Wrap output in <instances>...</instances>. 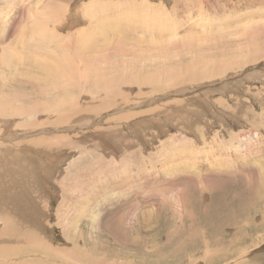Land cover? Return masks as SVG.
Returning <instances> with one entry per match:
<instances>
[{
  "label": "rangeland",
  "instance_id": "obj_1",
  "mask_svg": "<svg viewBox=\"0 0 264 264\" xmlns=\"http://www.w3.org/2000/svg\"><path fill=\"white\" fill-rule=\"evenodd\" d=\"M51 1L0 0V17L41 16ZM68 1L42 47L19 23L0 33V107L40 109L0 117V264H264V0ZM91 1L128 31H100ZM60 36L68 62L89 52L108 77L55 122L44 109L68 76L50 68L67 62ZM15 38L25 46L7 51ZM27 47L61 60L29 67ZM184 63L185 79L170 73ZM125 70L136 73L116 83Z\"/></svg>",
  "mask_w": 264,
  "mask_h": 264
},
{
  "label": "bare ground",
  "instance_id": "obj_2",
  "mask_svg": "<svg viewBox=\"0 0 264 264\" xmlns=\"http://www.w3.org/2000/svg\"><path fill=\"white\" fill-rule=\"evenodd\" d=\"M66 2H70V1H68V0H65ZM117 4V3H116ZM49 6H47L48 7V9H43V11L45 10V14H43V15H41V16H35V15H33L34 17H32V18H26V17H24V19H20V18H18V16H17V18L15 17V18H11V16L9 15V13H3V15H6V16H3V17H0V18H2V23L0 22V33H1V37H3V39L1 40V42L2 41H5L6 39H7V33L5 32V30H10L9 32H8V34L10 35V33L12 34L13 32H14V30L16 31L17 30V27H15L14 29H12L11 28V26H16L17 25V23H19V25H21V28H22V32L21 31H19V32H21V33H17V36H21L22 34L23 35H27L28 37H30V38H32V39H35V37H37L36 39L37 40H39L40 38V36H46L45 37V40H44V38H41V39H43L42 41H43V43L41 44V47L42 46H44V44H46L49 40H51V38L49 37V35L47 34V33H44L43 31H44V29L46 30L47 28H46V24H48L50 21H51V18H49L50 16L49 15H51V17H52V15H55V13L56 14H58L59 16H60V18L59 19H61V17L63 16V18L64 17H68L67 16V13L70 11H72L70 8H67V7H64V8H60L59 7V3H58V0H55V2L54 1H51V2H49V4H48ZM109 6H111V4L110 3H106V2H96V1H94V2H90L89 3V5H88V8L86 9L85 7H84V9H86V12L88 11V14H89V18H93L92 16L94 15V19H96V20H94V21H96V23H95V25H97L98 23L97 22H100L101 21V23L100 24H102L104 27H101L100 28V31H101V29H103L104 28V30H107V29H109V31L107 32L108 33V35H109V33H111V32H117V31H128L127 29H126V27H123V28H121V26H123V25H119V21L117 22V20H115V19H113L112 17H110V18H107V17H105V18H102L103 16H102V12L106 9V8H108ZM13 7V6H12ZM46 7V8H47ZM22 8V7H21ZM43 8V7H42ZM116 8V7H115ZM49 12V13H48ZM85 12V11H84ZM106 12V11H105ZM104 13V12H103ZM70 14V13H69ZM13 15V14H12ZM45 15V16H44ZM65 15V16H64ZM75 15L76 16H78V13H77V11H73V15H72V17H71V19H70V22H72V23H74L75 21L73 20L74 19V17H75ZM87 15V14H86ZM105 15V14H104ZM108 15V14H107ZM70 17V16H69ZM57 19V18H56ZM68 19V18H67ZM107 19H109V20H112V22H115L116 24H114V25H112L113 23L111 22V21H109V22H107ZM117 19H120L119 17L117 18ZM62 20V19H61ZM54 21V20H53ZM56 21V20H55ZM57 21H58V19H57ZM35 22H37L36 24H35ZM65 22V21H64ZM107 22V23H106ZM111 22V23H110ZM13 23H15V24H13ZM30 23H32V25H31V27H28V24H30ZM93 23V22H92ZM11 25V26H10ZM52 25V24H51ZM93 25V24H92ZM91 25V26H92ZM94 25V26H95ZM101 25V26H102ZM69 26V25H68ZM89 26V25H88ZM50 27V26H49ZM99 27V26H98ZM97 27V28H98ZM40 28L42 29V30H40ZM78 28V27H77ZM95 28V27H94ZM79 30L78 31H80V29H81V27L80 28H78ZM84 30H85V28H83ZM1 30H3V31H1ZM51 30V29H50ZM49 31V30H48ZM87 31H89L88 29H87ZM92 31V30H91ZM252 32H254V33H259L258 31H259V29L258 28H254V30H251ZM262 31H264V29L262 30ZM74 32H77V31H74ZM73 32V33H74ZM86 32V31H85ZM103 32V31H102ZM251 32V33H252ZM49 33V32H48ZM80 33H84V32H80ZM103 33H105V31L103 32ZM253 33V34H254ZM32 34H34V35H32ZM50 34V33H49ZM75 34V33H74ZM94 34H98L97 32L96 33H94ZM106 34V33H105ZM116 34V33H115ZM118 34V33H117ZM32 35V36H31ZM70 35V34H69ZM80 35V34H79ZM79 35H77V36H79ZM82 35V34H81ZM80 35V36H81ZM93 35V34H92ZM99 35H100V33H99ZM103 35V34H102ZM71 36V35H70ZM103 36H105V35H103ZM112 36V35H111ZM122 36H124V35H122ZM67 37V36H66ZM65 37V38H66ZM90 37H92L90 34H85L84 36H82V37H79V38H77V39H79V40H75V41H79L78 43H80V45H81V42H82V40L84 39V38H90ZM114 37V36H113ZM19 38V37H18ZM115 38V37H114ZM29 39V38H28ZM69 39V38H68ZM102 39V38H101ZM18 39H14L13 41H11L12 42V45L10 46L9 44V46H8V50L7 51H9V50H11L12 51V49L11 48H13L12 46H19L20 48L22 47V45L21 44H23V42L22 41H17ZM59 42H60V44H61V49L59 50V52L60 53H62L61 55H60V57H62L63 58V61H67L66 62V64H64V67L62 66H58V64L56 65V66H50V68H52V69H54V70H62V71H64L63 72V74H65V75H68V76H66V77H64V80H63V85L61 86V87H56V86H53L52 85V92L54 93L53 95H57V94H59V92H61V90H62V95L60 96V98H58V99H53L51 102L53 103V105H54V107H52V106H48V107H46L45 109H44V111L45 110H47L49 113H53V121H55V122H57V120L58 119H61V118H63L62 116H63V114H61L60 112H59V110H55V108H57V109H59V107H63V106H66V109H70V108H73L75 105H76V101H77V99H79L80 97H82L84 94H85V91L88 89V88H90V87H96V85L99 83V82H102L103 80H104V82H106V77H108V76H106V73L105 72H102V71H100V72H97V71H95V67H93V65H85L86 63H87V57H89V56H92L89 52H87V54H85V56L84 57H79L78 56V61H73L72 63H70V62H68L70 59H71V57L68 55V54H66V53H64V49L66 48L67 49V44H64V42H62V38H61V36H60V38H58L57 39ZM85 40V39H84ZM105 40V39H104ZM41 41V40H40ZM67 41V40H66ZM74 41V42H75ZM109 41V39L107 40V42ZM67 42H69V41H67ZM104 42H106V41H104ZM28 43L30 44V41H28ZM77 44V43H76ZM74 45V44H73ZM87 45V43L86 42H84L83 43V45H82V48H84V46H86ZM23 46H25V43L23 44ZM32 47V46H31ZM75 48V47H74ZM38 49V48H37ZM18 50H19V48H18ZM44 50H45V48H44ZM24 51H26V50H24ZM67 51V50H66ZM53 52V51H52ZM58 52V53H59ZM6 53V52H5ZM8 53V52H7ZM16 53H18V52H16ZM55 53V52H54ZM57 53V52H56ZM78 53H80L81 54V52H79L78 51ZM10 54H11V52H10ZM22 54V53H21ZM66 54V55H65ZM14 55V53L12 54V55H10V56H13ZM19 55V54H18ZM53 55H55V56H52V55H50L49 53H45V52H43L42 51V49L40 50L39 49V51L38 52H36V50H34V49H31V48H29V47H27V51L25 52V54H24V57H29V58H33L32 60H29V62L31 61L32 62V64H30L29 65V67L31 66V67H34L33 65H34V63H36V62H39L38 60H40L41 62H45V65H43L42 67H45L46 68V66H48V65H46V64H48L47 62H54V64H56L55 62H57V61H59V60H61L59 57H56V54H53ZM4 56H8V55H6V54H4ZM81 56V55H80ZM259 56H260V54H259ZM264 56V55H263ZM262 56V57H263ZM9 57V56H8ZM23 57V56H22ZM258 57V56H257ZM12 61H13V59H12V57L10 58ZM16 60V59H15ZM18 61L20 60V59H17ZM27 61V60H26ZM62 61V62H63ZM59 63V62H58ZM43 64V63H42ZM10 65H12V66H14L13 64H10ZM27 65V64H26ZM50 65V64H49ZM59 65H61V64H59ZM67 65V66H66ZM66 66V67H65ZM184 66H185V63H184ZM41 67V68H42ZM230 67V66H229ZM228 67V68H229ZM26 68V67H25ZM228 68H226L225 70H228ZM133 69H135V68H133ZM232 69V68H231ZM167 70V69H166ZM133 71V70H132ZM160 71V70H159ZM191 71H192V68H191V66L189 65V66H185V71L183 72L182 70H180V69H172L171 71H170V73H173V74H175V75H179L180 77H182V78H186L187 76H189L190 75V73H191ZM233 71V70H232ZM18 76L19 77H17V79L19 78V79H21L22 77H21V70L19 71L18 70ZM125 72L126 73H124V74H120L119 75V77H122L121 79H119V80H116L115 79V82L117 83V82H121V81H123V80H126V79H128L129 78V76H131V77H133L134 75H135V73L134 72H131V74L129 73V70H125ZM137 72H139L138 70H137ZM44 73V72H43ZM51 73H53L50 69H49V78L51 77ZM158 73V72H157ZM165 73V72H164ZM227 73H228V71H227ZM42 74V73H41ZM130 74V75H129ZM160 75H162L161 74V72L158 74V76H160ZM204 75V74H203ZM148 76H150V75H148ZM34 77H36V76H34ZM60 77V76H59ZM79 77H82V80H80L79 79ZM174 78H176V77H174ZM16 79V78H15ZM29 80V79H28ZM110 80V79H109ZM145 80V79H144ZM143 80V81H144ZM146 81V80H145ZM166 81V80H165ZM170 81V80H169ZM172 81H174V83L175 84H177L176 83V81L175 80H172ZM18 82V81H17ZM21 83H24V81L22 82V81H20ZM28 82V81H27ZM154 82V81H153ZM177 82H179V81H177ZM114 83V82H113ZM145 83V82H144ZM143 83V84H144ZM148 84H149V82H147ZM151 83V82H150ZM28 84V83H27ZM24 85V84H23ZM28 87H29V85H27ZM30 88H32V87H30ZM38 88V87H37ZM38 89H40V88H38ZM42 89V88H41ZM45 90V89H44ZM42 91V90H41ZM133 92V91H132ZM40 93V92H39ZM46 93V92H45ZM36 94V93H35ZM47 95V94H46ZM37 96H39V95H37ZM59 96V95H58ZM85 99V98H84ZM127 101L126 100H124V101H120V104L119 105H122L123 103H126ZM111 104H109V105H114V103H116V101L115 102H110ZM46 104V103H45ZM3 104H1V106H2ZM41 105V104H40ZM39 105H38V103H36V104H34V105H31V106H24V105H15V103H12L9 107H0V117H2V116H13V115H24V116H26V114H29L30 112H34V111H39L40 109H39V107H38ZM83 106V105H82ZM85 106V105H84ZM88 107V106H87ZM44 108V107H43ZM92 108V107H91ZM176 108V107H175ZM80 109V108H79ZM167 109V108H166ZM76 110V109H75ZM80 111V110H79ZM71 112V111H70ZM38 113V112H37ZM65 115V114H64ZM80 115V114H79ZM83 115H85V114H83ZM66 116V115H65ZM70 117V116H69ZM6 118V117H5ZM46 118V117H45ZM51 118V117H50ZM51 118V119H52ZM66 119H67V116L65 117ZM69 119V118H68ZM38 120V119H37ZM0 121H1V118H0ZM23 122H26V120L25 121H22V123L21 124H23ZM71 122H72V119H71ZM45 123V122H44ZM54 123V122H53ZM59 123H62V122H59ZM43 124V123H42ZM29 125V124H28ZM49 125V124H48ZM67 125V124H66ZM65 125V126H66ZM24 126H26V124L24 125ZM47 126V125H46ZM29 126H27L26 128H28ZM37 128V127H36ZM240 136H241V134H240ZM244 136V135H243ZM249 136V135H248ZM100 137V136H99ZM247 137V136H246ZM260 137V136H259ZM69 138V137H68ZM67 138V139H68ZM105 138V137H104ZM239 138V137H238ZM243 138V137H242ZM249 138V137H248ZM254 138H258V133H254L253 135H252V139H254ZM59 139V138H58ZM244 139V138H243ZM251 139V138H250ZM1 140V139H0ZM68 140H70L71 141V138L70 139H68ZM239 140H241V139H239ZM3 141V140H2ZM27 141V140H26ZM35 142H39L40 143V145H42V146H45L43 143L45 142V143H47L48 142V140L47 139H42L41 141H35ZM242 142V141H241ZM27 142H23L22 144H26ZM56 143L57 142H54V143H52V144H48L47 146H46V148H48V147H54L55 145H56ZM67 143H68V141H67ZM70 143V142H69ZM235 143V142H234ZM71 144V143H70ZM34 145V144H33ZM60 145H61V143H60ZM228 145V144H227ZM243 145V144H242ZM5 146H7V149H8V146H9V144H8V142L7 141H3V142H1V147H5ZM18 146H20V145H17V147ZM68 146V145H67ZM231 146H232V143H231ZM238 146H239V148L241 147V143L240 144H238ZM66 147V146H65ZM233 147V146H232ZM237 147V146H236ZM9 148L10 149H12L10 146H9ZM40 148V147H39ZM46 148H45V150H46ZM6 149V150H7ZM53 149V148H52ZM62 149V148H61ZM230 149H232L231 147H230ZM234 150H235V148H233ZM232 149V150H233ZM246 150V149H245ZM10 152H11V150H9ZM16 151V150H15ZM54 151V150H53ZM237 151H240V149H238ZM13 152V151H12ZM19 152V151H18ZM227 153V152H226ZM246 155H248V154H246ZM234 157V156H233ZM228 160V159H227ZM238 160V159H237ZM232 161V160H231ZM238 164V163H237ZM245 168V167H244ZM260 175V174H259ZM258 175V176H259ZM264 177V176H263ZM261 180V179H260ZM264 182V181H263ZM49 251H51V252H54V251H56L55 249H52V250H50L49 249ZM59 255H61L63 258L64 257H66V255H64L62 252H60L59 251V253H58ZM72 256L70 255L69 256V258H71ZM213 260V259H212Z\"/></svg>",
  "mask_w": 264,
  "mask_h": 264
}]
</instances>
